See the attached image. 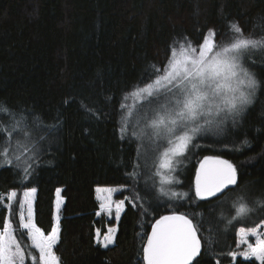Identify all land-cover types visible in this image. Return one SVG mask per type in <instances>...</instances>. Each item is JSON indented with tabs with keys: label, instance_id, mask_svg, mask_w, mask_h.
Here are the masks:
<instances>
[{
	"label": "trees",
	"instance_id": "1",
	"mask_svg": "<svg viewBox=\"0 0 264 264\" xmlns=\"http://www.w3.org/2000/svg\"><path fill=\"white\" fill-rule=\"evenodd\" d=\"M231 22L245 35H264V0H0V104L10 109L0 112V153L7 148L12 158L17 142L30 139L23 140L28 150L19 163L3 164L0 155V193H18L10 214L1 206L0 227L11 218L26 264L38 258L19 221L22 194L31 188L35 221L46 234L55 226L62 190L55 246L60 264H145L142 248L151 226L173 212L198 225L201 264H260L230 253L237 250L240 227L264 221L258 207L264 199V50L245 59L261 81L254 104L223 139L194 141L185 154L191 165L176 167L172 183L163 184L167 195L137 137L120 132L129 93L162 74L172 48L200 45L209 29L223 46ZM205 145L236 165L239 186L201 200L194 176L211 156L201 149ZM98 186L125 187L116 198L131 201L119 221L97 215ZM242 195L255 210L238 221L234 209ZM115 224V244L96 243V230L104 234Z\"/></svg>",
	"mask_w": 264,
	"mask_h": 264
},
{
	"label": "snow or ice",
	"instance_id": "2",
	"mask_svg": "<svg viewBox=\"0 0 264 264\" xmlns=\"http://www.w3.org/2000/svg\"><path fill=\"white\" fill-rule=\"evenodd\" d=\"M229 31L232 36L223 46L216 43L215 30L209 29L199 49L190 44L181 45L179 51L172 48L170 59L163 68L162 74L156 75L155 80L150 83L135 86L129 93L131 96L141 97V103L146 101L149 105L159 100L162 91L171 96L167 103L161 105L162 111L156 112L155 117L150 121V127L156 130L157 136L167 133L174 137L168 140L169 147L162 153L160 164L162 169L171 171L175 157L183 155L188 150L193 134L201 130L197 126L182 131L180 135H175L178 127L187 128L188 124H196L199 119H204V123L208 124L210 121L205 117L213 114L216 116L223 114L225 118H231L233 122H237L255 102L257 91L261 88V81L248 67H245L244 61L252 50H264V35L259 37L245 35L238 22H231ZM153 68L158 73L161 71L156 69L155 65ZM0 112L9 113L10 109L7 105L0 104ZM126 130L127 125H122L120 132L124 133ZM11 135L9 131L8 136L11 137ZM243 143L251 147V142L247 139ZM26 147L17 142V147L12 149L14 154L12 158H9V151L5 148L0 153L3 156V164L11 165L14 159L19 163L21 155H15V153L19 151L23 154ZM159 174L162 176V186L159 191L167 195L163 184L172 183L173 178L163 173ZM230 186H239L236 165L220 156H205L196 171L195 196L206 200L224 192ZM102 191L109 195L101 197L105 201L101 204V208L106 209L111 215L112 205L108 202L111 198L110 194L122 189L97 188L98 193ZM35 192V188L25 191L24 199L19 204L20 226L27 230L32 246L38 250V258L32 256L31 259L34 264H60V257L54 251L59 241V216L56 217V226L45 235L34 222ZM57 192L59 193V190ZM172 195L178 196L179 193H172ZM16 196L17 193L12 191L7 198L14 201ZM124 204V200L115 204L117 220ZM59 206L58 200L57 212ZM6 207L10 214L12 204L8 203ZM258 207L264 209V199L259 200ZM254 210L242 195L234 209L235 218L242 221ZM262 229H264V221L251 228L240 227L238 230L239 244L246 245L248 249L241 255L246 258H255L260 264H264V231H261ZM116 231V228H109L101 240L100 231L97 229L96 243L107 248L115 243ZM198 232V225L193 223L189 215L173 212L170 215L160 216L151 226V233L147 235L146 243L142 248L145 264H201L202 243ZM249 237L255 238L254 244L249 242ZM230 255L236 257L237 253L232 252ZM24 261V251L16 240L9 219L0 229V264H24Z\"/></svg>",
	"mask_w": 264,
	"mask_h": 264
},
{
	"label": "rangeland",
	"instance_id": "3",
	"mask_svg": "<svg viewBox=\"0 0 264 264\" xmlns=\"http://www.w3.org/2000/svg\"><path fill=\"white\" fill-rule=\"evenodd\" d=\"M180 46L175 47V48L179 51ZM184 46H188V45H184ZM193 47H197V49H199V45L193 46ZM244 64H245V61H244ZM141 99L142 98L139 96H130L129 102L127 103V107L125 108V115H124L122 125L126 124L127 125L126 132L127 133L130 132V133H132L133 136L137 137L139 150L144 155L143 158L145 159V162L149 163L148 165L151 167H153L155 165V171L161 179H162V176L159 173H163V175H166V176L173 178V175H172L173 170L176 167H178L179 165H182V164L183 165L184 164L191 165V162L189 161L191 156L187 155V158H186L185 154H187L189 152L190 146L194 143V141L196 139L205 138V139H212V140H216V141L221 140V139H223V137H225V134L227 133V129L230 126H234V124L237 123L243 117V116L240 117L237 122H233V120L231 118H225L223 114H221L220 116H216L215 114H213L212 116L205 117V119H208L210 121V123H208V124L204 123V119H199L196 124H191V123L188 124L187 128L178 127L175 135H180L182 133V131H185V130H188L192 127H197V126H199L201 128V130L199 132L193 134V139H192L191 144L188 147V150L183 155L175 157L174 163H173V169L171 171H169L168 169H162L160 167V164H161L162 153L165 151V149H167L169 147L168 140L173 139L174 137L171 135H168L167 133H161L159 136H157L156 130H154L152 127H150V121H151V119H153L155 117L156 112L162 111L161 105L167 103L171 99V96L162 91L160 93L159 100L153 101V103L151 105L147 104L146 101L144 103H141ZM169 108H171V104H169ZM133 133H135V135ZM23 140H27L28 142H30L29 137H27V138L21 139L19 141V142H22V143H20L21 145H26ZM13 148H16V147H13ZM27 148L28 147L25 148L23 154L28 150ZM194 149H196V148H194ZM201 149L203 151H205L208 155L222 156V153L213 151L209 145H205ZM201 149H199V150H201ZM197 150H198V148H197ZM15 154L19 155L21 153L19 151H17ZM23 154H21V155H23ZM165 184H168V183H165ZM97 188H100V189H108V188L122 189V191H123V189H125V187H113V186H98ZM25 191H27V190H25ZM122 191H113L110 194L111 198H110V201H108L112 205V213L110 215L106 209L101 208V204L105 203V201L102 200L101 197H106L109 195V193L103 192V191L98 193L97 189H96V197H97V200L99 202V210L97 212V215L100 217L104 216L107 219H114L116 221H119L122 213L124 212V210L126 208L127 202L131 201L130 197H125L123 199L116 198V195ZM10 193H8V194H1L0 193V208L3 205L6 206L8 203L12 204L14 202V201H10L7 198ZM17 195H18V193H17ZM35 196H36V192H35L34 198H33L34 222L36 224V221H35ZM23 199H24V197L22 194V201H23ZM58 200L60 201V206H59V211L57 212V201ZM120 200H124L125 204H124L122 211L120 212L119 219L117 220L116 219V212H115V204L117 202H119ZM63 203H64V198L62 196V190L59 189V193L57 192V198H56V202H55V219L58 215L59 221L61 218L60 211H61ZM229 204H230V202H229ZM25 216H27L26 212H25ZM9 219L11 220V218H8L7 220H9ZM11 223H12V220H11ZM12 226H13V223H12ZM36 226H37V224H36ZM55 226H56V223H55ZM253 226H251V227H253ZM109 228H116L118 230V225L115 224V225L108 226L107 231ZM0 229H2V228L0 227ZM13 229H14V226H13ZM23 230H24L25 234L29 237L31 245H32V241H31L30 236L27 233V230H25V229H23ZM261 231H264V229H262ZM106 233L103 234L100 231V239L101 240L103 239V236ZM44 234L47 235L46 233H44ZM116 234H117V231L115 233V239H116ZM14 235H15V231H14ZM15 237H16V235H15ZM16 240L18 241L17 237H16ZM249 242L254 244L255 238L249 237ZM114 244L115 243L110 244L108 247H111ZM99 245L102 246V244H99ZM20 246H21V244H20ZM236 246H237V250L235 251V253H237L236 257L241 256L245 259H255V258H246L245 256L241 255V253H246L248 251V249H247L246 245L239 244V231H238V238H237V245ZM54 251H55V249H54ZM37 252H38V250H37ZM24 254H25V252H24ZM26 262H27V259H26V255H25L24 264H26Z\"/></svg>",
	"mask_w": 264,
	"mask_h": 264
},
{
	"label": "water",
	"instance_id": "4",
	"mask_svg": "<svg viewBox=\"0 0 264 264\" xmlns=\"http://www.w3.org/2000/svg\"><path fill=\"white\" fill-rule=\"evenodd\" d=\"M221 158H223V159H226V160H229V161H231L230 159H228V158H226V157H222V156H220ZM203 160V159H202ZM201 160V161H202ZM200 161V162H201ZM200 162H199V164H198V166H197V169H196V171L199 169V165H200ZM232 162V161H231ZM233 163V162H232ZM234 164V163H233ZM235 165V164H234ZM237 168V167H236ZM237 171H238V169H237ZM195 175H196V172H195ZM194 186H195V176H194ZM230 187H232V186H230ZM227 190V189H226ZM225 190V191H226ZM223 193V192H222ZM222 193H219V194H217V196L218 195H220V194H222ZM210 198H212V197H210ZM170 214H172V213H168V214H164V215H170ZM159 219V218H158ZM155 223V222H154ZM153 223V224H154ZM150 233H151V229H150V232H149V234L148 235H150ZM198 235L200 236V234H199V232H198ZM200 239H201V236H200ZM201 243H202V248H201V253H202V251H203V242H202V239H201Z\"/></svg>",
	"mask_w": 264,
	"mask_h": 264
}]
</instances>
